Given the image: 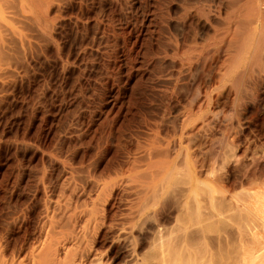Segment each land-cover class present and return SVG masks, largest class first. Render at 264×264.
<instances>
[{"label": "rangeland", "instance_id": "374dc122", "mask_svg": "<svg viewBox=\"0 0 264 264\" xmlns=\"http://www.w3.org/2000/svg\"><path fill=\"white\" fill-rule=\"evenodd\" d=\"M221 2L0 0V264L49 263L44 253L50 246H59L58 260L67 264L76 256L83 264H163L161 252L164 264H213L253 243L259 220L234 216L241 202L264 190V85L255 97L245 85L216 95L206 85L217 77V57L201 61L194 79L179 69L184 48L196 52L202 44L196 55L219 39L213 25L222 21ZM191 14H204L205 23L193 49L184 47L193 31ZM224 55L219 61L225 64ZM235 129L242 133L233 142ZM162 167L168 177L176 173L171 180L163 175L165 187H158L160 222L133 228L145 234L140 250L129 253L135 242L126 235L130 218L147 185L162 180L153 177ZM226 175L233 185H224ZM190 176L194 184H211L214 197L197 193L188 227L182 219ZM188 231L194 237L187 246L182 237Z\"/></svg>", "mask_w": 264, "mask_h": 264}, {"label": "bare ground", "instance_id": "6f19581e", "mask_svg": "<svg viewBox=\"0 0 264 264\" xmlns=\"http://www.w3.org/2000/svg\"><path fill=\"white\" fill-rule=\"evenodd\" d=\"M190 4V3H189ZM218 4V3H217ZM221 5L219 6V8L216 10L217 12H218V15L219 16H221V19L220 20H222V21H220L221 23H215L213 26H215V30H216V33L218 34V35H216V34H214V35H216V37L217 38H219L218 40H217V42L214 44V46H213V48H211V49H209V47H211V46H209L208 47V49H202L200 52H198V54H196L195 55V53H197V51L200 49V46L202 45H200V46H198L199 48H198V50H196L197 49V47H196V52H194V50L192 51L193 52V54L195 55H193V54H191V53H189L188 52V50L190 49H185L184 48V50L182 51V55L180 56V59L178 60L180 63H179V65H180V67H179V69L181 68L182 69V67H185V68H187L186 70H188L189 71V74H190V79H194V77H195V73H196V71H197V69H198V64H200V62L201 61H206L208 58H211V57H217L216 59H214L215 61H216V63H218L219 64V66H217L218 68L216 69V71H215V73L216 74H214L215 76L217 75V77L216 78H214V80L213 81H211V82H208L209 83V85L207 86L206 85V87H209V86H211L212 85V88H214V89H216V95H218V94H221L222 93V90H224L227 86L228 87H231V88H237L239 85H245V86H247L248 87V93H249V95H251V96H253L254 94H256L257 93V95H258V93L259 92H257L258 91V89L262 86V85H264V0H234V1H230V0H222V2L220 3ZM4 5V4H3ZM49 6V5H48ZM218 6V5H217ZM187 10V9H186ZM193 10V9H192ZM202 10H204V9H202ZM201 10V11H202ZM24 11V10H23ZM207 11V10H206ZM189 13H191L190 11H189ZM193 13V12H192ZM203 13H204V11H203ZM44 14V13H43ZM184 14V13H183ZM208 14V13H207ZM206 14V15H207ZM199 15V14H198ZM209 15V14H208ZM215 15V14H214ZM190 16V15H189ZM191 16H192V14H191ZM199 16H204V14L203 15H199ZM199 16H195L194 18H193V16H192V26H193V31H191V33H189L188 35H186V37H184V39H185V43H184V47H189L190 45H191V43H194L195 41V39H199V37L198 38H195L198 34H197V32H199V30H202L201 28H203V23H204V21H201L200 20V18H199ZM214 17V16H213ZM214 18H216V16L214 17ZM217 18H218V16H217ZM202 19V18H201ZM208 19H210V18H208ZM206 20V19H205ZM211 20V19H210ZM215 21H217V20H215ZM205 24V23H204ZM5 25V24H4ZM210 28H212V27H210ZM212 30V29H211ZM5 31H6V29H5ZM9 31V30H8ZM210 32V31H209ZM207 36V35H206ZM209 37V36H208ZM214 38V37H213ZM213 38H211V39H213ZM192 41H194V42H192ZM198 43V42H197ZM203 43V42H202ZM1 44V43H0ZM24 44V43H23ZM200 44V43H199ZM195 45V43L193 44V46ZM209 45H212V44H209ZM181 46V45H180ZM207 46V45H206ZM191 48H192V45H191ZM195 48V47H194ZM193 49V48H192ZM188 53H187V52ZM191 51V50H190ZM225 53V55L224 56H227L228 55V57H226L227 58V60H225V64L223 63V60H222V62H220L221 61V59H220V54H224ZM222 58V57H221ZM224 58V57H223ZM220 60V61H219ZM226 61H228V62H226ZM203 63H205V62H203ZM203 63H202V65H203ZM208 64V63H207ZM214 66H216V64L214 65ZM254 68H256L257 69V73L256 74H254ZM13 69V68H12ZM184 69V68H183ZM14 71V70H13ZM209 71V70H208ZM254 71V72H253ZM3 72V71H2ZM180 73V72H179ZM183 73V72H182ZM176 76V75H175ZM211 77V76H210ZM173 78V77H172ZM202 79V78H201ZM207 81H208V79H209V75L207 76ZM174 87V86H173ZM206 87H204V88H206ZM246 88V87H245ZM208 89H210V88H208ZM242 89V88H241ZM196 90V89H195ZM206 91H208V90H206ZM225 91V90H224ZM240 91H242V92H244L245 90H240ZM262 91H264V90H262ZM199 92L200 91H198L197 90V93L196 94H194L193 95V99H194V97H196V95H197V98H198V95H199ZM226 92V91H225ZM228 92V91H227ZM207 93V92H206ZM205 93V96L207 97V94ZM215 93L213 92V95H214ZM222 94H225V93H222ZM227 94V93H226ZM226 94H225V96H226ZM237 94V93H236ZM235 94V95H236ZM241 95L243 94V93H240ZM213 95H212V97H213ZM239 95V94H238ZM256 95V96H257ZM211 96V95H210ZM261 96H262V93H261ZM222 97H224V95L222 96ZM239 97V96H238ZM241 97V96H240ZM244 97H245V95H244ZM254 97H255V95H254ZM169 98V97H168ZM216 97H214V99H215ZM247 98V100H248V97H246ZM245 98V99H246ZM192 99V98H191ZM234 99V98H233ZM196 100V99H195ZM244 100V99H243ZM246 100V101H247ZM251 100V99H250ZM246 101H244L245 103H247ZM191 102H192V100H191ZM200 103V102H199ZM193 104V103H192ZM201 104V103H200ZM216 104V103H215ZM250 104V103H249ZM248 104V105H249ZM251 104H252V101H251ZM190 105V104H189ZM242 105H244V104H242ZM203 107V106H202ZM246 108H248V107H246ZM245 108V109H246ZM240 109V108H239ZM181 111V110H180ZM261 111H262V108H261ZM187 113V112H186ZM238 113V112H237ZM239 113H240V115H242V114H244V112H243V110H239ZM260 113V112H259ZM190 114V113H189ZM262 114H264V113H262ZM238 115V114H237ZM245 115V114H244ZM262 116H264V115H261V117ZM258 118L260 117V116H257ZM163 118V117H162ZM183 118V117H182ZM144 119V118H143ZM167 119V118H166ZM181 119V118H180ZM147 120V119H146ZM204 120V119H203ZM212 120H213V118H212ZM212 120H211V122H212ZM262 120H264V119H262ZM176 121V120H175ZM223 121V120H222ZM238 121H240V120H237V122ZM155 122V121H154ZM204 122V121H203ZM208 122H210V121H208ZM228 122V121H227ZM171 123V122H170ZM224 123V122H223ZM229 123V122H228ZM241 123V122H240ZM243 123V122H242ZM241 123V124H242ZM262 123H264V122H262ZM210 124V123H209ZM212 124V123H211ZM215 124V123H214ZM239 124V123H238ZM240 124V125H241ZM249 124V123H248ZM194 125V124H193ZM245 125V124H244ZM189 126V125H188ZM239 126V125H238ZM249 126V125H248ZM259 126V125H258ZM242 127V126H241ZM240 127V128H241ZM155 128V127H154ZM160 128V127H159ZM200 128V127H199ZM213 128V127H212ZM240 128H237V129H240ZM193 129V128H192ZM233 129V128H232ZM242 129V128H241ZM240 129V130H241ZM166 130V129H165ZM197 129H195V131H196ZM231 132V131H230ZM164 133V132H163ZM192 133H197V132H192ZM200 133V132H199ZM207 133V132H206ZM232 133H236V135H234L233 136V138H232V141L234 142V141H238V139L240 138V135L238 134V133H242V131H236V129H235V131H233ZM184 134V133H183ZM189 135H190V131H189ZM188 135V136H189ZM201 135V134H200ZM193 136H195V135H193ZM228 136V135H227ZM243 137V136H242ZM193 137L191 136V138L189 137V139H192ZM198 138V137H197ZM226 138V137H225ZM231 138H230V140H231ZM185 140V139H184ZM187 140V139H186ZM226 140H227V138H226ZM229 140V139H228ZM190 141V140H189ZM183 142V141H182ZM147 143V142H146ZM157 143V142H156ZM158 144V143H157ZM175 144V143H174ZM186 144V143H185ZM226 144V143H225ZM147 145V144H146ZM179 145V152L181 153L182 151H180L182 148V146L180 145V144H178ZM183 145V144H182ZM176 146H177V144H176ZM236 146V145H235ZM159 147V146H158ZM172 147V146H171ZM170 147V148H171ZM232 147H234V146H232ZM165 148V147H164ZM174 148V147H173ZM175 148H177V147H175ZM145 150V149H144ZM171 150H173V149H171ZM220 151V150H219ZM174 153V152H173ZM195 153V152H194ZM174 154H176V153H174ZM179 154V153H178ZM158 155V154H157ZM156 155V156H157ZM186 155V154H185ZM223 155V154H222ZM233 156V155H232ZM186 157V156H185ZM134 159V158H133ZM178 159V158H177ZM176 159V160H177ZM185 158H183V160H184ZM193 159V158H192ZM217 159V158H216ZM235 159V158H234ZM132 160V159H131ZM153 160V159H152ZM181 161V163L182 164H184L183 162L184 161ZM178 161V160H177ZM186 159H185V163H186ZM237 161V160H236ZM193 162H194V160H193ZM225 162H226V160H225ZM175 163V162H174ZM179 164L180 162H176V164ZM131 164V163H130ZM162 164H164L163 162H162ZM169 164V163H168ZM187 164V163H186ZM186 164H184V166L186 165ZM238 164V163H237ZM129 165V164H128ZM145 165V164H144ZM255 165V164H254ZM158 166H159V164H158ZM175 166H177V165H175ZM200 166V165H199ZM219 166V165H218ZM232 166H235V165H229L227 168H229V169H231L232 168ZM152 167V166H151ZM165 167V166H164ZM166 167H168V165L166 166ZM237 167V166H236ZM161 168V167H160ZM163 168V167H162ZM169 168V167H168ZM175 168V167H174ZM179 168V167H178ZM185 168V167H184ZM189 168V167H188ZM233 168H235V167H233ZM232 168V169H233ZM132 169V168H131ZM156 169V168H155ZM166 168H163V169H156V170H158V172L157 171H155V172H157L155 175L153 174V177L154 178H156L157 177V175H159V176H161L162 177V180H160V179H158V183L157 182H155L154 180V183H156V184H158V186L155 184H153L152 186H150V187H148L149 185H147V190L144 192V190H143V194H142V196L139 198V201H138V203H137V205H136V207H135V213L134 214H136L135 216V218H136V220H135V218H134V220H133V218H130V219H132V221L134 222V223H132V222H130L131 223V225L129 224V226H127L128 227V229H127V232H126V235L129 237H131V238H134V239H132V241L133 240H135V242L133 241V243L131 244V245H133V247L131 246V248H130V251L131 250H133V252L134 251H136V250H140V242L139 241H141V236H142V239H144L143 238V235L145 234L144 232V234L142 233V235H141V233L140 232H136V234H134L133 233V228H135L139 223H142L143 225H145L146 226V228H148L149 227V229L151 228V227H155L159 222H160V219H159V217L161 216V214H162V211H161V209L164 207V204H163V202L164 201H162V195L160 196V192L158 191V187H159V184L161 183H163V175H165V177L166 178H168V179H170L171 180V178H173V174L174 173H176L175 171L173 172V174H172V176L170 177V175H169V177H168V174L170 173V170H168L167 172L165 171L164 172V174L163 173H161L159 170H165ZM176 169V168H175ZM174 169V170H175ZM180 169V168H179ZM178 169V170H179ZM228 169V170H229ZM122 170V169H121ZM148 170V169H147ZM147 170H146V172H147ZM188 171H189V169H187ZM221 169H219V172H221L220 171ZM224 170V169H223ZM240 170V169H239ZM131 171V170H130ZM185 171H186V168H185ZM233 171V170H232ZM183 172V171H182ZM187 172V171H186ZM251 172V171H250ZM143 173H145V172H143ZM148 173H150V172H148ZM162 175H161V174ZM166 173V174H165ZM181 173V172H180ZM205 173H207V172H205ZM228 173V172H227ZM186 174H191L190 172L188 173H186ZM215 174V173H214ZM219 174V173H218ZM217 174V175H218ZM152 175V174H151ZM192 175V174H191ZM213 175V174H212ZM186 176V175H185ZM187 176H189V175H187ZM186 176V177H187ZM223 176V175H222ZM222 176H214V177H217L215 180L217 181L218 179L220 180L221 179V177ZM260 176V175H259ZM134 177V176H133ZM149 177H151V176H149ZM160 177V178H161ZM164 177V178H165ZM191 177V176H190ZM209 177V176H208ZM244 177V176H243ZM250 177V176H249ZM144 178V177H143ZM164 179V182H166V180L167 179ZM187 178H189V177H187ZM186 178V179H187ZM240 178V177H239ZM222 179H223V182H224V185H227V186H231V185H233L234 184V182L233 181H235V180H232V178L230 177V176H228V175H226L225 177H222ZM221 179V180H222ZM247 179V178H246ZM133 180V179H132ZM139 180V179H138ZM160 180V181H159ZM169 180V181H170ZM192 180V181H191ZM191 180H190V182H192V184L190 183V185L191 186H189L188 187V190L190 189V191H191V195L190 196H187V195H185L186 196V198L185 199H183V201L185 200V202H184V206L183 207H185V209H186V211H185V215H183V216H185L183 219H182V217H181V219L182 220H184L185 222H186V224H187V226L188 227H190V226H192V224H193V222L192 221H194L193 219H194V217H195V215L197 214V211L195 210L196 208H198V201H199V199H197V193L198 192H200V190H201V193H202V190H207L208 191V193L207 194H211V196L210 197H214V196H212L213 195V186L210 184V186H208L209 184H207V183H205L206 185H202L201 183H200V185H197V184H194L193 183V180L194 179H192V177H191ZM125 181V180H124ZM126 181H128V180H126ZM140 181V180H139ZM147 181V180H146ZM119 182V181H118ZM147 183V182H146ZM148 183H150V182H148ZM197 183V182H196ZM220 183V182H219ZM222 183V182H221ZM128 184V183H127ZM142 184V183H141ZM166 184H168V182L166 183ZM188 184V183H187ZM135 185V184H134ZM138 185H139V183H138ZM146 185V184H145ZM163 185V184H162ZM165 185V184H164ZM161 186L162 188H164L165 186ZM223 185V184H222ZM130 186V185H129ZM188 186V185H187ZM262 186V185H261ZM140 187V186H139ZM111 188V187H110ZM182 188H184V187H182ZM215 188V187H214ZM250 188V187H249ZM262 188H264V187H262ZM180 189V188H179ZM234 189V188H233ZM105 190V189H104ZM137 190V189H136ZM140 190V189H139ZM161 190H163V189H161ZM185 190V189H184ZM112 191V190H111ZM110 191V192H111ZM169 191H171V190H169ZM178 191V190H177ZM159 192V193H158ZM175 192V191H174ZM173 192V193H174ZM187 192V191H186ZM210 192V193H209ZM217 192H219L218 190H217ZM183 193H185V191L183 192ZM250 193V192H249ZM162 194V193H161ZM172 194V193H171ZM178 194V193H177ZM199 194V193H198ZM219 194V193H218ZM244 194V193H243ZM137 195V194H136ZM180 195H182V194H180ZM180 195H178V196H180ZM138 196V195H137ZM220 196H221V194H220ZM235 196V195H234ZM244 196V195H243ZM247 196V195H246ZM106 197V196H105ZM251 198H250V200L248 201V202H244L242 199V201L243 202H241V204H240V206H241V208L239 207V212H237V213H235L234 215V218H238L239 220H241V218H245L246 216V219L247 218H254L255 217V219H256V221H258L259 220V222H260V224H261V226H262V228H264V190H259V191H254V193L253 194H251V196H250ZM100 198V197H99ZM166 198V197H165ZM176 198V197H175ZM183 198V197H182ZM228 198V197H227ZM245 198H247V197H245ZM134 199V198H133ZM181 199V198H180ZM212 199V198H211ZM98 200V199H97ZM218 200V199H217ZM246 201H247V199H245ZM213 201V200H212ZM232 201V200H231ZM101 202V201H100ZM181 202H182V200H181ZM240 202V201H239ZM131 203V202H130ZM171 203V202H170ZM221 203V202H220ZM231 203V202H230ZM237 203V202H236ZM183 204V203H182ZM98 205V204H97ZM175 205V204H174ZM222 205V204H221ZM95 206H96V204H95ZM99 206V205H98ZM176 206V205H175ZM179 206V205H178ZM200 206H201V204H200ZM205 206V205H204ZM220 207V206H219ZM99 208V207H98ZM172 208V207H171ZM203 208V207H202ZM217 208V207H216ZM96 207L94 208L93 207V209H91L90 211L91 212H94V213H97L98 212V210L96 209ZM184 209V210H185ZM219 210V209H218ZM161 212V213H160ZM183 212V211H182ZM132 213V214H133ZM163 214H164V212H163ZM179 214V213H178ZM82 215V214H81ZM97 215V214H96ZM248 215L250 216V217H248ZM131 216V215H130ZM133 217H134V215H132ZM83 217V216H82ZM96 218V217H95ZM243 218V219H244ZM98 219V218H97ZM102 219V218H101ZM104 219H105V217H104ZM153 219H155L156 221H158V219H159V222H156V224H155V221L153 220ZM177 219V218H176ZM175 219V220H176ZM245 219V220H246ZM254 219V220H255ZM99 220V219H98ZM97 220V221H98ZM117 220V219H116ZM237 220V219H236ZM253 219H251V221H252ZM96 221V222H97ZM130 221V220H129ZM247 221V220H246ZM103 222V221H102ZM128 222V221H127ZM176 222V221H175ZM238 222V221H237ZM248 222V221H247ZM253 222H255V221H253ZM195 223V222H194ZM245 223V222H244ZM258 223V222H257ZM75 224V223H74ZM73 224V225H74ZM99 224V223H98ZM101 224V223H100ZM108 224V223H107ZM126 224V223H125ZM184 224V223H183ZM259 224V223H258ZM93 225H95V224H93ZM93 225H92V227H93ZM123 225V224H122ZM190 225V226H189ZM218 225V224H217ZM95 226H97V225H95ZM161 226V225H160ZM258 226V225H257ZM98 227V226H97ZM126 227V228H127ZM187 227V228H188ZM254 227V226H253ZM120 228V227H119ZM140 228V227H139ZM144 228V227H143ZM172 228V227H171ZM261 228V229H262ZM98 229V228H97ZM260 229V230H261ZM152 230V229H151ZM185 230V229H184ZM211 230V229H210ZM253 230V229H252ZM259 229H258V231L256 230V232H254L252 235H253V237H254V239H253V237L251 238V239H253V241H251V242H253L251 245H246V243H245V245L246 246H239V248H236V247H234V248H236L237 250H235V249H232L233 251H236L235 253L233 252H230V256L229 255H225L226 253H224V255L225 256H221L220 255V257L219 258H217V260H215V261H213V264H264V230H262V232L260 231ZM135 231V230H134ZM138 231V230H137ZM158 231V230H157ZM120 232V231H119ZM147 232V231H146ZM149 232V231H148ZM185 232V231H184ZM195 232V231H194ZM125 233V232H124ZM163 233V232H162ZM168 233V232H167ZM170 233V232H169ZM191 234H193V232L191 231L190 233H189V231H188V234L187 233H185V236L183 235V240L186 242V245H187V242H188V240H189V242H190V239H192V236L194 237V234L193 235H191ZM105 235V234H104ZM141 235V236H140ZM158 235V234H157ZM166 235V234H165ZM202 235V234H201ZM102 236V235H101ZM243 236V235H242ZM161 237V236H160ZM159 237V240L162 238H160ZM130 238V239H131ZM156 238H157V236H156ZM240 238H242V237H240ZM125 239V238H124ZM129 239V238H128ZM165 239V238H164ZM180 239V238H179ZM243 239V238H242ZM241 239V240H242ZM244 240V239H243ZM246 240V239H245ZM249 240V239H248ZM255 240V241H254ZM56 241V240H55ZM63 241V240H62ZM78 241V240H77ZM79 241H80V239H79ZM160 241H162V240H160ZM247 241V240H246ZM71 242V241H70ZM118 242V241H117ZM162 242H164V241H162ZM184 242V243H185ZM243 242H245V241H243ZM56 243V242H55ZM54 243V244H55ZM139 243V244H138ZM165 243V242H164ZM163 243V244H164ZM166 243H168V241L166 242ZM248 243V244H249ZM47 245H48V243H46ZM49 244H51V243H49ZM53 244V243H52ZM51 244V245H52ZM53 244V245H54ZM82 244V243H81ZM84 244V243H83ZM160 245H161V242L159 243ZM162 244V246H164ZM190 244H192V243H190ZM196 244V243H195ZM244 244V243H243ZM45 245V244H44ZM43 245V246H44ZM57 245V244H56ZM56 245H54V246H56ZM66 245V244H65ZM167 246H168V244H166ZM165 245V246H166ZM180 245H181V243H180ZM201 245V244H200ZM205 245V244H204ZM242 245V244H241ZM54 246H52V247H54ZM77 246V245H76ZM85 246V245H84ZM130 246V245H129ZM166 246V247H167ZM185 246V245H184ZM188 246V245H187ZM42 247V246H41ZM45 247V246H44ZM49 247V245L47 246V248ZM51 247V246H50ZM48 248V251H45L44 249H47L46 247L44 248V249H41L40 251L42 252L41 254H43V252L45 251L46 253H44V254H46V256L48 255L47 253H49L50 255L48 256L49 257V263H46V264H58L57 262L58 261H60L61 263L63 262L64 263V260L63 261H61L62 259H64V255H65V252H62L61 254L63 255V253H64V255L61 257L62 259L61 260H58V258H59V250H58V247L56 246L55 248H57L56 250H54V249H52L51 250V248ZM64 247V246H63ZM141 247H142V245H141ZM159 247V246H158ZM180 247V246H179ZM61 248V247H60ZM68 248V247H67ZM72 248V247H71ZM70 248V249H71ZM124 248V247H123ZM122 248V249H123ZM188 248V247H187ZM69 248L67 249L68 251L70 250ZM78 249V248H77ZM154 249V248H153ZM194 249V248H193ZM196 249V248H195ZM44 250V251H43ZM54 250V251H53ZM60 250H62V249H60ZM67 250H65V251H67ZM129 250V249H128ZM128 250H126L127 252H128ZM161 250V249H160ZM185 250H186V248H185ZM188 250V249H187ZM189 250H191V249H189ZM197 250H198V248H197ZM219 250V249H218ZM226 250V249H225ZM49 251H51V252H49ZM67 251V252H68ZM83 251H85V250H83ZM161 251H164V250H161ZM207 251H208V249H207ZM223 251V250H222ZM221 251V252H222ZM230 251V249H228V252ZM61 252V251H60ZM66 252V253H67ZM125 252V251H124ZM132 251L131 252H129V253H133ZM185 252V251H184ZM188 252V251H187ZM227 252V253H228ZM39 253V252H38ZM126 253V252H125ZM158 253V252H157ZM159 253H160V251H159ZM188 253H190V252H188ZM192 253V252H191ZM194 253V252H193ZM192 253V254H193ZM41 254H39L40 256H41ZM153 254V253H152ZM154 254H155V252H154ZM153 254V255H154ZM185 254H187V253H185ZM197 254V253H196ZM202 254V253H201ZM233 254V255H232ZM112 255H114V254H112ZM132 255V254H131ZM158 255V254H157ZM177 255V254H176ZM200 255V254H199ZM198 255V256H199ZM217 255V254H216ZM45 256V257H46ZM61 256V255H60ZM74 256V255H73ZM72 256V257H73ZM81 256V255H80ZM124 256H126V254L124 255ZM155 256V255H154ZM154 256H152V257H154ZM166 256V255H165ZM180 256V255H179ZM190 256V255H189ZM209 256V255H208ZM44 257V256H43ZM47 257V258H48ZM75 257V256H74ZM79 257V256H78ZM77 256H76V258H78ZM111 257V256H110ZM181 257H182V254H181ZM213 257V256H212ZM46 258V259H47ZM69 257H67V259H68ZM76 258H72V260H70V259H68V260H70V261H68L69 263L68 264H83V262L84 261H82L81 262V260H77ZM157 258V257H156ZM160 260H164L165 261V259H163L164 258V255H163V252H161V255H160ZM177 258V257H176ZM42 259H44V258H42ZM60 259V258H59ZM79 259V258H78ZM153 259V258H152ZM182 259V258H181ZM215 259V258H214ZM157 260L159 261V259L157 258ZM176 260V259H175ZM188 260V259H187ZM44 262H46L45 261V259L43 260ZM110 261V260H109ZM164 261L162 262L163 264H164ZM181 261V260H180ZM200 261V260H199ZM44 262H42V264H45ZM65 262H67L66 260H65ZM134 262V261H133ZM168 262V261H167ZM184 262V261H183ZM62 263V264H63ZM105 263V262H104ZM107 263V262H106ZM148 263H149V261H148ZM160 263V262H159ZM170 263V262H169ZM182 262H180V264H181ZM33 264H35V263H33ZM38 264V263H37ZM41 264V263H40ZM60 264V263H59ZM64 264H67V263H64ZM85 264V263H84ZM115 264V263H114Z\"/></svg>", "mask_w": 264, "mask_h": 264}]
</instances>
